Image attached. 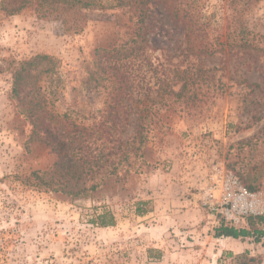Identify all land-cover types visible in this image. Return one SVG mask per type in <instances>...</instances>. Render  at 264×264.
<instances>
[{"label":"rangeland","instance_id":"rangeland-1","mask_svg":"<svg viewBox=\"0 0 264 264\" xmlns=\"http://www.w3.org/2000/svg\"><path fill=\"white\" fill-rule=\"evenodd\" d=\"M149 7L164 28L149 36L145 53L104 62L110 74V65L131 74L139 95L134 111L117 116L123 127L111 132L127 139L143 127L145 137L151 124L148 140L129 145L131 168L118 167V159L96 174L80 168V179L77 173L70 183L85 187L87 197L37 190L16 178L58 162L47 142L63 130L45 114L44 123L28 118L13 95V74L21 63L50 57L57 93L50 108L87 129L89 138L107 120L102 112L113 87L96 53L129 39V7L87 11L88 25L76 35L33 8L15 15L0 8V264H235L244 253L264 264L262 243L215 237L222 222L208 205L213 179L223 172L264 196V0H168ZM166 7L177 9V21ZM191 26L198 31L189 36ZM185 70L203 81L182 97L170 95L182 86L173 83L176 72ZM45 76L41 85H48ZM194 94L197 100H188ZM105 209L116 224L100 228L92 220Z\"/></svg>","mask_w":264,"mask_h":264},{"label":"trees","instance_id":"trees-1","mask_svg":"<svg viewBox=\"0 0 264 264\" xmlns=\"http://www.w3.org/2000/svg\"><path fill=\"white\" fill-rule=\"evenodd\" d=\"M167 1L155 0L153 3L151 0H0L1 10L8 15H15L24 9L33 8L41 19L58 20L62 22L65 31L73 35L82 33L88 25L87 11L129 7L128 11L131 13L129 22L133 26H131L132 28L129 27V29H134L129 39L120 46V49L116 45L112 49L101 47L96 53L99 67L103 71L101 73L108 74L109 77H105V79L108 78L107 80L113 84L112 89L108 91L109 97L105 103L107 108L105 107V110L102 112L103 118L107 120L95 125V128L97 127L98 129V132L94 133L97 135L96 137L94 134H91L88 138V136L84 135L87 129H80L75 122H68L71 119L68 115L62 116L51 110L50 96L55 97L57 93L54 87H52L55 63L50 57L37 56L20 64V67L13 74V95L25 108L28 118L37 123H44V117L41 118L40 116L41 114H45V119L48 118L50 122L61 126L63 133L58 138H55L53 143L52 141L47 142L52 145L53 150L58 154V162L47 171H34L31 174L17 175V179H23L26 186L37 190L87 197L85 187L71 185L70 183V181L75 180L77 173H79L78 177L80 179V175L83 174L82 171H79L80 168L87 166L89 167V174H96L102 170L104 163L110 164L115 159L119 160L117 163L118 167L120 165H127L131 168L129 162L130 155L127 149L129 145L134 147L138 137L141 139L139 141L140 146H144L145 141L148 140L147 135L150 132L151 124L147 127V137H143V127L134 128L135 134L127 139L121 137L119 134L117 135L115 132H111L115 126H121L116 119L117 116L134 111L135 104L138 103L135 100L139 95L136 93L135 79L131 74L126 72L121 73L120 66L117 65H110V74V71L104 68V62H109L113 59H117L120 62L135 56L136 53H145L149 36L159 28H162V30L164 28V25L156 19L157 16L152 7H149V4L158 6V4H166ZM113 2H117V5H114ZM166 8L168 13L171 11V14L177 21V17L180 16L177 9ZM182 10L181 12L187 14L186 11ZM120 22L121 20L118 19L117 24L119 25ZM180 26L182 30H188V28L186 29V25ZM197 31L191 26L189 28V36L192 35V32L195 34ZM197 37L200 38V34ZM200 46L203 47V44ZM194 49L195 47L191 45L187 52L191 53ZM178 50H180L179 47L173 49L174 53H177ZM100 52L107 59H103L102 56L99 57ZM181 53H185V51H181ZM45 61L47 64L37 74H34L33 70L38 69ZM42 75H46L45 77L48 80V85L50 83L51 89H49L50 86L48 87L46 83L45 85H41V81L43 80ZM97 75L99 74L97 73ZM202 78L196 72L193 73L188 70L183 72L177 71L173 78V83L174 85L182 84L181 89L179 92L171 91L169 94L177 98L182 97L188 91V87L198 86L203 81ZM147 92L150 93V90H147ZM145 96L148 97V101L151 100L148 93ZM188 100H197V94L190 96ZM134 102L135 104H132ZM109 123H111V127L104 128ZM96 144H100L97 147L98 149L95 150V152H98V155L91 157L94 154L91 147H94ZM88 150L91 151L90 155L88 154ZM134 150L138 151L139 148H134ZM66 160L68 161V165L64 166V161ZM76 162L81 163L80 167H78ZM63 167L68 170L64 176L61 175ZM118 167H112V171H117ZM65 176H68L70 179L63 181ZM145 213L146 211L140 213V215H144ZM92 222L100 228H107L114 226L116 219L112 212L105 209L101 214H95ZM246 223V227L240 229L221 223L215 229V237H229L234 240L251 238L255 243H262L264 245V229L260 228V225L264 223V218L251 217L247 219ZM234 262L235 264H260L261 259L260 257L255 258L251 257L248 253H244L236 256Z\"/></svg>","mask_w":264,"mask_h":264},{"label":"built area","instance_id":"built-area-1","mask_svg":"<svg viewBox=\"0 0 264 264\" xmlns=\"http://www.w3.org/2000/svg\"><path fill=\"white\" fill-rule=\"evenodd\" d=\"M213 182L208 205L222 223L238 226L264 216V196L251 192L234 173L223 172Z\"/></svg>","mask_w":264,"mask_h":264}]
</instances>
